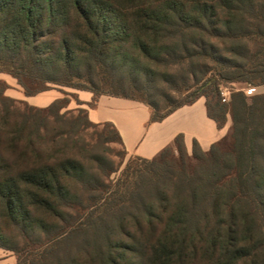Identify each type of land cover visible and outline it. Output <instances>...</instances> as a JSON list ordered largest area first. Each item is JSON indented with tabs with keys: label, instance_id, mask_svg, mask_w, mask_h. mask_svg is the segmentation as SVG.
Instances as JSON below:
<instances>
[{
	"label": "trees",
	"instance_id": "1",
	"mask_svg": "<svg viewBox=\"0 0 264 264\" xmlns=\"http://www.w3.org/2000/svg\"><path fill=\"white\" fill-rule=\"evenodd\" d=\"M123 1L128 5H119ZM182 65L191 68L192 85H177L167 76L169 68ZM0 73L17 80L26 96L58 85L92 92L90 107L101 95L138 101L151 109L150 123L204 97L219 128L231 116L235 141L231 152L215 143L205 151L193 141L197 164L191 169L180 134L173 144L180 160L171 159L173 146L154 159L131 156L109 190L85 178L72 156L52 160L37 144L49 134L48 116L65 120L60 112L71 102L68 94L46 108L29 105L11 133L16 100L6 95L9 85L2 80L0 145L5 140L21 150L18 163L0 154V247L17 251L9 233L32 232L40 225L36 210L68 224L59 226L66 232L17 264H79L77 255L91 239L110 242L114 225L130 220L138 232L130 233L134 241H155L141 253L151 264H190L192 251L196 258L201 246L217 264H264V94L235 89L225 103L221 94L236 83L264 87V0H0ZM160 78L192 95L163 107L151 96ZM80 112L86 117L77 118L79 123L111 127L106 140L123 145L113 123H94L88 110ZM35 122V138L23 144ZM74 181L90 193L87 203L70 190ZM65 209L81 212L75 217ZM110 253L99 252L108 256L106 264H118Z\"/></svg>",
	"mask_w": 264,
	"mask_h": 264
},
{
	"label": "rangeland",
	"instance_id": "2",
	"mask_svg": "<svg viewBox=\"0 0 264 264\" xmlns=\"http://www.w3.org/2000/svg\"><path fill=\"white\" fill-rule=\"evenodd\" d=\"M118 2V1H117ZM128 1L121 2L119 5L124 6L128 5ZM118 4V3H117ZM126 72L122 73L123 75ZM3 73H0L2 75ZM168 77L172 79V82L177 85H184L187 82L189 85H192L194 79L191 75V68L188 65H182L178 67H171L168 69V73H166ZM1 77V76H0ZM161 83H156L151 91L152 100L159 102L163 107L169 105H176L184 102L192 95L191 91L178 92L169 85L168 82L163 81L160 78ZM0 80V87H1ZM157 82V81H156ZM52 88H56L58 90H65V94H68V98L70 99V104L67 108L63 109L60 113L64 114L65 120L61 123L55 122L53 117L48 116L47 121V129L48 135L42 141V144L38 143L39 147L44 148L47 153L52 156V160L55 161H63L67 156H72L76 159L77 163L81 165V167L85 171V178H92L98 180L100 184L107 185L110 189H113V186L120 179L124 170L126 169L127 163L130 160V156L124 150L123 145L120 141L115 140L113 142L107 141L106 138L111 136V132L113 129L111 127L95 125L90 126L87 125L84 121L78 122L77 118L84 119L86 117L85 113H81L80 110H87L85 106L80 105L69 93L73 92L77 89L68 88V87H60L58 85H51ZM248 85L238 84L227 86L223 88L224 91L229 92V97L231 95V91L235 89L245 90L248 88ZM264 94V87H258L254 94ZM65 96V95H64ZM163 96H169V101H163ZM16 100V111L15 117H12L11 124L9 126V132L14 133L18 131L21 122H22V114L24 112H30V104L27 105L26 101L21 99ZM3 108L0 105V122L3 117ZM47 112V111H46ZM45 112V114H46ZM231 118V116H229ZM229 120V119H228ZM38 122V121H37ZM36 122L30 125V128L27 130V133L23 137V144L29 141V138H35L33 134L35 133ZM9 135L12 138L14 135ZM47 130H43V135H46ZM234 137H233V129L231 128L229 135L217 145L221 150L226 152H231L234 146ZM20 149V148H19ZM19 149H11L9 143L4 140L0 145V154L2 158L13 160L14 163H18L20 161V150ZM190 154L189 165L190 168L193 169L197 164V161L192 157V149L188 150ZM55 156V157H54ZM49 155H46L45 159H47ZM171 159L180 160V155L175 146H173V154ZM15 171H18L19 168L14 167ZM17 168V169H16ZM70 190L76 197L83 200L85 203L88 202L90 193L85 191L80 184L77 182H71ZM105 191V194L109 193V191ZM101 193L96 192V197H101ZM81 212L80 210L78 211ZM77 210H64L63 213L66 215H77ZM35 218L40 221V225H35L32 232H19L17 230H13L9 233V244L14 246L17 251H8L4 248L0 247V264H17L19 258L25 257L27 254L37 251L40 248H44L48 243L54 241L58 237V233L61 234L66 232L67 228L59 231V226H67L68 224H63L59 222L58 219L52 214L44 213L42 211L36 210L34 212ZM115 231L116 235L111 239L110 242H106L104 240L97 241L96 238L91 239L88 250L85 252H81L77 255V260L79 264H106L108 260L107 255L101 256L99 252L104 249H111L110 256L115 260L117 259L118 264H151L147 262L146 258L142 260L141 253L143 252V248L145 246H150L151 243H155L152 241L153 237L148 236L147 239H141L134 241L130 236L137 235L136 224L133 221H127L121 227L116 224ZM123 229V230H121ZM8 235V233H6ZM194 250L191 253V257L189 258L190 264L197 261L196 264H217L215 257L206 256V248L205 246H201L198 252L197 257L192 258ZM107 257V258H106ZM116 262V263H117Z\"/></svg>",
	"mask_w": 264,
	"mask_h": 264
},
{
	"label": "crops",
	"instance_id": "3",
	"mask_svg": "<svg viewBox=\"0 0 264 264\" xmlns=\"http://www.w3.org/2000/svg\"><path fill=\"white\" fill-rule=\"evenodd\" d=\"M0 80L9 87L5 93L14 99H21L37 108H46L57 98L64 97L65 90L49 89L38 95L26 96L22 87L12 76L0 75ZM240 83H236L238 85ZM242 85V84H240ZM262 87V86H261ZM258 89V87H256ZM88 110V117L94 123H113L122 135L124 150L131 156L154 159L167 146H173L180 134L185 136V145L192 149L193 141L208 151L213 143L222 142L230 133L232 118L223 128H219L214 119L208 116L206 98L183 106L161 122L150 123L151 109L144 103L121 97L99 96L97 103L90 107L93 93L75 90L73 92Z\"/></svg>",
	"mask_w": 264,
	"mask_h": 264
},
{
	"label": "built area",
	"instance_id": "4",
	"mask_svg": "<svg viewBox=\"0 0 264 264\" xmlns=\"http://www.w3.org/2000/svg\"><path fill=\"white\" fill-rule=\"evenodd\" d=\"M248 95H254L255 91H256V87H248L244 90ZM222 101L225 103L228 101V97H229V92L226 90L224 91V89H222Z\"/></svg>",
	"mask_w": 264,
	"mask_h": 264
}]
</instances>
